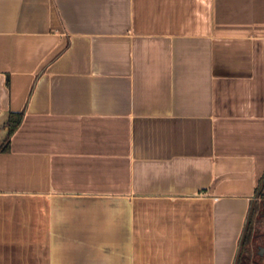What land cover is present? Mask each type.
Returning <instances> with one entry per match:
<instances>
[{"label":"crops","instance_id":"1","mask_svg":"<svg viewBox=\"0 0 264 264\" xmlns=\"http://www.w3.org/2000/svg\"><path fill=\"white\" fill-rule=\"evenodd\" d=\"M0 264H233L264 174V0H0Z\"/></svg>","mask_w":264,"mask_h":264},{"label":"trees","instance_id":"2","mask_svg":"<svg viewBox=\"0 0 264 264\" xmlns=\"http://www.w3.org/2000/svg\"><path fill=\"white\" fill-rule=\"evenodd\" d=\"M22 118V111L8 113L5 122V126L7 128V135L3 140L2 144L0 145V151L9 150L10 138L20 125ZM255 214L264 215V174L260 178L256 187L255 198L251 201L233 264H264V254H261L258 248L255 251V254L253 256H250L251 251L249 249V245L252 241L253 235L252 218Z\"/></svg>","mask_w":264,"mask_h":264},{"label":"rangeland","instance_id":"3","mask_svg":"<svg viewBox=\"0 0 264 264\" xmlns=\"http://www.w3.org/2000/svg\"><path fill=\"white\" fill-rule=\"evenodd\" d=\"M252 223L255 232L252 244L249 245V249L251 252H254V250L256 251L259 247L264 248V215L255 214L252 218Z\"/></svg>","mask_w":264,"mask_h":264},{"label":"flooded vegetation","instance_id":"4","mask_svg":"<svg viewBox=\"0 0 264 264\" xmlns=\"http://www.w3.org/2000/svg\"><path fill=\"white\" fill-rule=\"evenodd\" d=\"M254 226H253V235H252V241H253V237H254ZM252 241H251V243H250V245L252 244ZM259 249V252L261 253V254H264V252H263V250H264V248L263 247H259L258 248ZM255 254V250H254V252L252 251V252H250V256H253Z\"/></svg>","mask_w":264,"mask_h":264}]
</instances>
